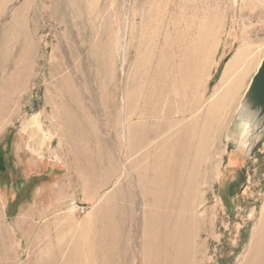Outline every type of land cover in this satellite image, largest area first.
Listing matches in <instances>:
<instances>
[{"label": "rangeland", "instance_id": "obj_1", "mask_svg": "<svg viewBox=\"0 0 264 264\" xmlns=\"http://www.w3.org/2000/svg\"><path fill=\"white\" fill-rule=\"evenodd\" d=\"M154 1L0 0V264H246L264 211V128L243 117L264 0H168L180 25L141 45ZM232 58L237 96L214 117ZM162 155L166 176L202 178L197 203L156 208L171 219L158 255L141 176Z\"/></svg>", "mask_w": 264, "mask_h": 264}, {"label": "bare ground", "instance_id": "obj_2", "mask_svg": "<svg viewBox=\"0 0 264 264\" xmlns=\"http://www.w3.org/2000/svg\"><path fill=\"white\" fill-rule=\"evenodd\" d=\"M183 4L184 2H180L175 8L173 6V8L176 9L175 13L177 14V17H173V12L169 11L168 9V0H155L151 6V13L147 17H143L141 22L142 25L140 26V30L144 31V36L142 37L143 39L140 41L141 45H144V43H146L147 45L150 43L156 44L157 38L159 37L158 33L170 27V23L173 18L178 19L177 24L180 25V20L182 19L183 13L185 11ZM126 24H128L127 19ZM127 26L128 25H126V27ZM141 49H143V47ZM148 52L150 51L148 50ZM252 64L253 60L247 63V67ZM246 70L247 68L244 69L243 73ZM236 72L237 71L235 59L232 58L229 60L225 67L224 74L217 89L219 91L218 99L214 102L210 110V113H212L214 117L217 115L220 106L232 107V103L234 102L235 97L237 96L236 94L239 88V80L236 82L234 81V76ZM183 74L184 73L181 72V77H183ZM156 75L157 73L155 74V78ZM178 84L181 86L180 91L185 92L186 85L182 84V79H179ZM164 87L161 88L162 91H164ZM151 95L152 92L148 96V99H150ZM189 110H191V108ZM185 130L186 129H184V131ZM188 141L189 136L185 134L184 137L178 140L176 143L177 154L178 156H180V158L183 157L184 151L188 150L189 148ZM166 157L165 155H162L161 160L163 159V161H157L159 159H156L153 161V163H151L152 165L149 167V171H151L150 168H152L153 171L151 172L153 176H141V181H143L144 183V185H142L141 191H145V193L146 191H148L152 196V204L154 206V217L151 222L153 226L150 230L151 237L149 238L152 241L153 251L158 255L163 252L162 250L164 249V246L167 245L164 242L161 232L163 231V228L165 226L168 227V224L170 223L171 219L169 218V216H167L168 214H166V211L159 212V210H156V208H158L159 206L163 207L164 210L169 209V207H172L171 203L173 204V202L171 201L173 198H176L177 206H179V208H182L183 210H186L185 208H188V206H190V203H197V200L199 199V186L202 178V176H166L168 166ZM183 228V225H181L180 223L176 227H174V232L167 236L171 240H175V244H178L179 253H181L182 245L187 240L186 236L191 233L190 229H187L185 232V228ZM2 229L3 227L0 224V230ZM169 232L172 231L169 230L168 233ZM246 264H264V211L262 213V217L258 226L252 230L251 251L246 259Z\"/></svg>", "mask_w": 264, "mask_h": 264}, {"label": "water", "instance_id": "obj_3", "mask_svg": "<svg viewBox=\"0 0 264 264\" xmlns=\"http://www.w3.org/2000/svg\"><path fill=\"white\" fill-rule=\"evenodd\" d=\"M243 105L246 123L257 125L256 132H259L264 128V57L251 79Z\"/></svg>", "mask_w": 264, "mask_h": 264}, {"label": "built area", "instance_id": "obj_4", "mask_svg": "<svg viewBox=\"0 0 264 264\" xmlns=\"http://www.w3.org/2000/svg\"><path fill=\"white\" fill-rule=\"evenodd\" d=\"M77 208V204L74 201H70L68 203V210L72 212V210H75Z\"/></svg>", "mask_w": 264, "mask_h": 264}, {"label": "trees", "instance_id": "obj_5", "mask_svg": "<svg viewBox=\"0 0 264 264\" xmlns=\"http://www.w3.org/2000/svg\"><path fill=\"white\" fill-rule=\"evenodd\" d=\"M3 158L1 157L0 158V169H4V170H6V167H5V165L3 164V160H2ZM3 171V170H2Z\"/></svg>", "mask_w": 264, "mask_h": 264}]
</instances>
